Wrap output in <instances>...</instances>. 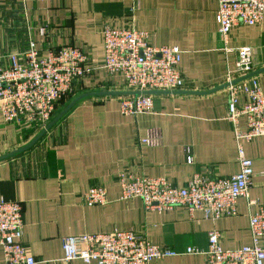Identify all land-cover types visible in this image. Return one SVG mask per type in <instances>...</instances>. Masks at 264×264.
<instances>
[{
    "label": "crops",
    "instance_id": "0c3cea01",
    "mask_svg": "<svg viewBox=\"0 0 264 264\" xmlns=\"http://www.w3.org/2000/svg\"><path fill=\"white\" fill-rule=\"evenodd\" d=\"M218 8V0H0V67L10 64V56L21 59L30 44L41 56L55 46L81 47L93 73L76 82L73 99L130 91L121 74L104 68L106 26L145 30L150 44L183 52L185 88L153 94L152 112L125 115L120 98L126 95L95 94L79 101L31 148L0 160V201L22 204L23 243L36 264H88L65 260L64 238L114 230L135 231L176 252L150 264H207L212 230L221 232L225 249L252 244L249 216L259 206H250L249 199L264 202V137L243 144L254 171L249 199L238 200L236 216L212 220L201 211L191 216L184 206L147 210L140 198L122 199L118 182L122 171L164 177L179 186L195 173L228 177L239 172L228 87H220L235 73L238 51L248 47L251 77L259 79L264 92V22L236 25L225 41ZM210 90L215 91L179 92ZM246 99L241 96V102ZM238 127L247 129L246 118ZM43 130L7 123L0 112V158L26 147ZM94 185L106 188L105 205L84 203V193ZM188 247L201 252L186 253ZM0 264H6L2 246Z\"/></svg>",
    "mask_w": 264,
    "mask_h": 264
},
{
    "label": "built area",
    "instance_id": "2783aa9c",
    "mask_svg": "<svg viewBox=\"0 0 264 264\" xmlns=\"http://www.w3.org/2000/svg\"><path fill=\"white\" fill-rule=\"evenodd\" d=\"M219 32L228 39L232 28L239 24L260 25L264 22V0H218ZM104 68L110 74L119 73L130 91L181 90L186 80L180 70L182 50L178 46H154L149 32L137 28L104 29ZM10 56V64L0 67V112L7 123L27 128L45 129L53 120L59 102L75 91L76 82L93 73L87 52L68 44L49 49L41 56L34 44L20 54ZM19 59V60H18ZM253 52L244 47L238 51L234 74H229L228 118L233 123L238 147V173L228 177L195 173L187 185L179 186L164 177H153L135 171H122L118 182L122 199H142L147 210H171L177 206L188 208L191 216L201 211L205 218L218 220L238 214V200L249 199L253 175V161L244 150V142L264 137V92L256 77L236 82L253 72ZM247 99L241 102V96ZM121 112L137 116L152 112V94L126 95L120 98ZM241 118L247 129L240 130ZM187 161L193 162L187 152ZM89 206L105 205L107 190L94 185L83 195ZM258 211L249 216L252 244L238 249H225L221 232L208 233L207 264H264V202L249 199ZM23 206L18 201H0V246L6 264H36V258L23 243ZM65 260L81 259L88 264H150L176 252L153 244L132 230L88 233L68 236L63 240ZM188 247L186 253H199Z\"/></svg>",
    "mask_w": 264,
    "mask_h": 264
},
{
    "label": "water",
    "instance_id": "95a60500",
    "mask_svg": "<svg viewBox=\"0 0 264 264\" xmlns=\"http://www.w3.org/2000/svg\"><path fill=\"white\" fill-rule=\"evenodd\" d=\"M255 73H250L248 74L247 76H244V77H241V78H238L237 80H235L236 82L238 81H241V80H244V79H247L251 76H254ZM228 86V83L221 86L220 88H224ZM220 88H217V89H220ZM215 89V90H217ZM215 90H210V91H204V92H200V91H179L180 93H185V94H204V93H209V92H212V91H215ZM166 92H170V91H143V92H139V91H125V92H93V93H85V94H82L80 96H78L77 98H75L64 110H62L48 125L47 127L33 140V142H31L29 145H27L26 147L24 148H21L11 154H8L7 156H4L1 159H4V158H7L9 156H12V155H15L17 153H20L22 151H25L29 148H31L50 128H52L70 109H72L79 101H81L82 99L86 98V97H89V96H93L95 94H99V95H102V94H106V95H113V94H124V95H137V94H156V93H166Z\"/></svg>",
    "mask_w": 264,
    "mask_h": 264
},
{
    "label": "rangeland",
    "instance_id": "374dc122",
    "mask_svg": "<svg viewBox=\"0 0 264 264\" xmlns=\"http://www.w3.org/2000/svg\"><path fill=\"white\" fill-rule=\"evenodd\" d=\"M69 97V96H68ZM68 99V101H66V103H64L63 105H61L60 107H59V110L57 111V113L59 112H61L62 110H64L71 102H72V100H74V99H71V98H67ZM69 100H71L70 102H69ZM56 113V114H57Z\"/></svg>",
    "mask_w": 264,
    "mask_h": 264
},
{
    "label": "trees",
    "instance_id": "16d2710c",
    "mask_svg": "<svg viewBox=\"0 0 264 264\" xmlns=\"http://www.w3.org/2000/svg\"><path fill=\"white\" fill-rule=\"evenodd\" d=\"M74 94H75V92L72 94V95H70L71 96V99H73L75 96H74ZM66 98V97H65ZM64 99V98H63ZM63 99L59 102V105L58 106H60L61 104H62V101H63ZM69 101H71V100H69ZM59 110V108L57 109V111ZM57 111H56V113H57ZM55 113V115H54V117H53V119L56 117V114Z\"/></svg>",
    "mask_w": 264,
    "mask_h": 264
}]
</instances>
